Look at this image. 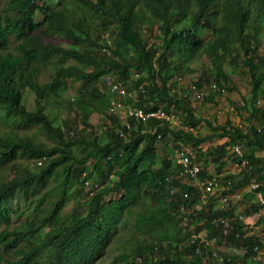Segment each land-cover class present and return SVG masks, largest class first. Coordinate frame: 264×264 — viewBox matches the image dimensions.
I'll return each instance as SVG.
<instances>
[{
	"label": "trees",
	"instance_id": "obj_1",
	"mask_svg": "<svg viewBox=\"0 0 264 264\" xmlns=\"http://www.w3.org/2000/svg\"><path fill=\"white\" fill-rule=\"evenodd\" d=\"M66 39L71 46L63 44ZM225 63L250 74L252 96L240 107L249 114L259 111L254 101L264 93V0H0V264H95L126 222L134 224V237L144 243L140 264H217L207 259L206 246L196 253L188 237L204 225L225 237L214 218L232 217L233 208L213 210L201 225L194 216L192 230L175 233L171 189L188 190L189 206L202 201V192L182 183L175 175L180 164L161 157L156 146L158 136L169 132L200 152L203 137L173 130L157 117L152 119L155 130L144 129V120L136 116L94 135L85 126L72 132L59 111L102 109L112 101L98 88L104 74L137 69L147 75L134 80L141 94L129 97L133 104L157 109L172 98L176 109L196 123L189 101L194 88L171 97L172 76L191 77L205 65L208 75L230 89L225 83L232 76L220 69ZM27 88L36 95L32 106ZM70 89L74 94L67 97ZM224 133L234 144L245 139L248 160L242 172L227 174L226 188L244 186L254 176L264 181V154H258L264 150V124ZM24 158L41 160L40 168ZM233 160L242 161L239 156ZM17 192L25 205L10 203ZM181 196L174 194L179 203ZM77 197V209H66ZM157 245L166 255L159 262ZM125 258L122 253L109 264Z\"/></svg>",
	"mask_w": 264,
	"mask_h": 264
},
{
	"label": "rangeland",
	"instance_id": "obj_2",
	"mask_svg": "<svg viewBox=\"0 0 264 264\" xmlns=\"http://www.w3.org/2000/svg\"><path fill=\"white\" fill-rule=\"evenodd\" d=\"M112 30L107 29L106 36L110 39L113 38ZM149 42L155 43V40ZM66 46H71V43L66 39L63 42ZM205 65L191 77H183L176 75L172 76V82L176 85L170 90L171 97H174V92L178 91L180 95L190 93V88L194 90L189 95V101L194 109L196 116L199 118L198 122L194 123L186 119L181 111L177 110L174 106L172 98L161 102L160 108H162L166 117H158L162 122L168 123L173 130L182 129L184 131L192 130L196 138H204L205 140L200 144V152L194 147L192 142L182 143L181 141L175 140L171 133L161 134L158 136L156 146L158 147L159 154L161 157L167 159L179 161L181 152H190L197 163H201L203 170L205 171L204 176L209 174H236L242 172L246 166L245 161L239 163L238 160H233L232 150L237 144L232 142L229 138V134L224 131L234 130L237 127L244 128V131H250L252 126H263L264 122L261 118L262 111H264V93H259L254 104L258 107L259 111L254 114H249V111L242 106L243 102L247 99H251L252 96V79L249 73L242 66H235L229 63L221 66L220 69L223 72L232 76V82L225 83L226 87L228 84L232 86L230 89H226L214 95V98L206 99L204 95L196 93L195 84L201 85L203 83H210L215 81L213 77L206 73ZM115 70H108L102 77V81L98 83V88L101 92L108 93L112 96V101L109 104H105L102 109L91 110L88 113L82 111L68 112L63 109L64 112L59 111V117L63 120L66 119L71 125V129H75V126L80 128L85 126L87 132L90 135L100 133L106 126H114L117 123H125L130 121V116L125 113V105L133 104L130 101L129 96L138 97L141 93V85L136 84L134 80L139 77V74L147 75V70L142 72L137 69H130L129 71L120 74ZM124 75V76H123ZM203 77L200 84L197 83L198 78ZM47 76H41V80H46ZM120 78V79H119ZM124 78V79H123ZM118 79V80H117ZM129 83L124 85L126 81ZM121 81V82H120ZM121 84L127 91L124 94H114L111 92L113 85ZM207 88L209 84H206ZM24 94H27L28 104L30 106L35 104V93L30 91L29 88L24 90ZM74 94V89H70L66 96L70 97ZM118 101L122 102L121 106ZM156 116L145 119L142 121L144 129H156V125L152 122V119ZM139 123H135V128H138ZM0 126L3 124L0 121ZM73 127V128H72ZM240 145L243 149H246L245 139H240ZM242 149V150H243ZM258 154H264L263 149L258 150ZM26 154L22 153L21 157H25ZM25 160H30L24 158ZM247 160V159H246ZM30 165L34 168L39 169L42 161L36 159L30 160ZM28 161H22L21 165L27 164ZM38 163L39 166L36 164ZM9 169L11 165L8 163ZM249 172V171H248ZM201 181V178L191 180V183ZM252 181L260 184L259 188H252ZM223 182L224 184L222 185ZM219 191L212 193L202 194L201 202L197 204L198 208L194 210L195 222L198 225L203 223L204 218L209 217L212 211L220 209L222 205L224 208H233L234 213L242 215L240 221L234 225L238 227L240 237H224L220 231L211 226V229L202 227L201 234L196 238L197 241L208 240V243H202L200 250L196 253L202 252L203 246H206L208 253L207 259L215 258V252L224 255H233L242 264H264V204L260 202L258 197V190L264 192V181L253 177L250 183L244 186L236 187L229 190L225 186V180L221 178ZM96 183V182H95ZM228 189L229 191L225 190ZM224 190V191H223ZM158 194V191H154V196ZM224 197L222 198V195ZM11 204H19L20 206L25 205L24 195L21 192H17L15 196L11 198ZM80 203V197L75 200H71L70 206L66 209H77L76 207ZM205 206L202 209L203 213L197 215V212L201 210V206ZM176 232V230H174ZM196 232L195 230L192 231ZM224 232V231H223ZM192 233L188 239L193 237ZM252 244L254 253L250 250ZM174 247V244L171 247ZM167 248V252L170 248ZM144 248V243L140 242L134 237V224L132 222H126L124 225H120L117 228L113 240L110 242L107 248L98 257L95 264H109L114 258L124 253L126 258L120 261L122 264H140L139 252ZM3 250V246L0 243V251ZM195 257V256H193ZM212 260V261H213Z\"/></svg>",
	"mask_w": 264,
	"mask_h": 264
},
{
	"label": "built area",
	"instance_id": "obj_3",
	"mask_svg": "<svg viewBox=\"0 0 264 264\" xmlns=\"http://www.w3.org/2000/svg\"><path fill=\"white\" fill-rule=\"evenodd\" d=\"M209 84L208 88L207 85ZM203 83L201 87H196V93L201 94V95H209L211 93L215 92H221L224 91L225 88L221 87L218 85L216 82L212 83ZM111 91L113 93L117 94H124L127 93L126 89L121 85H113L111 88ZM121 106L122 102H118ZM244 105V102L243 104ZM125 113L127 116H136L138 118L142 119H148L151 117H166V113L162 108H157V109H146L142 106H133L131 104L125 105ZM240 143H237L233 150L232 153L235 156H239L245 163L248 162L246 158H244V149L241 147ZM243 149V150H242ZM194 157L190 152H182L181 157H180V164L182 167L179 170L178 176L180 177H189V178H195L197 177L198 173L201 171L202 167L199 163L195 162ZM220 177L221 174H214L211 177L205 178L201 181L196 182L198 186H200L204 191H212L216 186L220 184ZM223 177V175H222ZM252 188H259L260 184L258 182H253L251 183ZM189 197V192L185 191L184 192V198ZM258 197L260 202L264 204V192L262 190H258ZM223 207V206H222ZM191 211L187 208L185 204H182L179 208V217H180V231H185L191 226ZM242 215H236L234 217H229V216H221L219 218H216V222L222 224L223 226V231L225 234H229L232 232H235V236L238 237L240 236V232L238 230V227L234 226L235 224L233 222H236V220H240ZM201 233H194L193 237L197 238ZM193 238V239H194ZM208 243V241H207ZM200 250V243H198L197 251ZM215 258L218 262V264H241L240 262H235L234 257L232 255H224V254H219L217 252L214 253Z\"/></svg>",
	"mask_w": 264,
	"mask_h": 264
},
{
	"label": "clouds",
	"instance_id": "obj_4",
	"mask_svg": "<svg viewBox=\"0 0 264 264\" xmlns=\"http://www.w3.org/2000/svg\"><path fill=\"white\" fill-rule=\"evenodd\" d=\"M212 82H216V81H212ZM212 82H210V83H212ZM217 83V82H216ZM219 85V84H218ZM195 87H201L202 86V84L201 85H197V84H195L194 85ZM220 86V85H219ZM226 90V89H225ZM112 92V91H111ZM113 93V92H112ZM216 93H219V92H215V93H211V94H216ZM114 94H117V93H114ZM187 95V94H186ZM206 96H209V95H206ZM129 97H132V96H129ZM205 97V96H204ZM118 102H120V101H118ZM131 104V103H130ZM131 105H133V106H141V105H138V104H131ZM143 107V106H142ZM151 109V108H150ZM158 118V117H157ZM142 120H145V119H142ZM184 152V151H183ZM182 153V152H181ZM233 156H235V155H233ZM181 157V156H180ZM194 159V158H193ZM180 160V159H179ZM194 161H195V159H194ZM196 162V161H195ZM242 162V161H241ZM177 163L178 164H180V162L179 161H177ZM200 165H201V167H202V169H201V171L203 170V166H202V164L201 163H199ZM182 167V165L180 164V167H179V169L177 170V172H176V176H177V178L178 179H180V181L182 182V183H187V184H193V183H191V180H193V179H197L199 176V173L201 172H199L198 173V175H197V177H195V178H189V177H180V176H178V173H179V170H180V168ZM215 174H218V173H215ZM113 174H111V176H112ZM212 175H214V174H209L208 176H204L203 178H201V177H199V178H201V180H203V179H205V178H208V177H211ZM222 175H223V177H222ZM221 178H223V181L225 180V178H227V174H221V177H220V182H221ZM196 182H198V181H196ZM194 183L193 185H195L196 187H198V189L202 192V194H207L208 192L209 193H212V192H214V191H219L218 190V186H220V184L218 185V186H216L212 191H204L200 186H198L197 185V183ZM222 183V185L224 184L223 182H221ZM225 186H226V184H225ZM226 190V189H225ZM185 191H188V190H182V189H180L179 187H177V186H174L172 189H171V193L173 194V196L171 197V203H173V205L176 207V216H177V219H178V225H177V228H176V232L175 233H179V235H185L186 233H188L190 230H192V228H193V224H194V221H193V218H194V216H195V213H194V210L195 209H197L198 208V206H197V204H195V203H192V205L191 206H189L188 205V203H187V199L190 197V192H189V197H187V198H184V192ZM224 191V190H223ZM177 192H179L182 196V201L179 203V202H177V200H176V198L174 197V194H176ZM224 195H226V194H223L222 195V198L224 197ZM182 204H185L186 206H187V208L191 211V215H192V217H191V226L187 229V230H185V231H180V217H179V208H180V206L182 205ZM232 208V207H231ZM220 209H222V210H228V209H230V208H224V207H222V205L220 206ZM237 214L236 213H234V215L232 216V217H234V216H236ZM223 216H226V215H223ZM219 217H221V216H217V217H215L214 218V220L216 219V218H219ZM240 220L238 219V220H236V222H233L234 224H237L238 222H239ZM215 223H217L216 222V220H215ZM217 224H220V223H217ZM221 226H222V224H220ZM222 228H223V226H222ZM192 231H194V230H192ZM199 232H201V230L199 231ZM199 232H193L192 233V235L194 234V233H199ZM232 233H234V236H235V232H232ZM225 234V233H224ZM228 234H225V236L226 237H228L227 236ZM236 237V236H235ZM238 237H240V236H238ZM238 237H236V238H238ZM194 237H192L191 239L196 243V251H197V247H198V243H200V246L202 245V243H204L205 241L204 240H201V241H197V239L196 238H194ZM207 241L208 240H206V242L205 243H207ZM156 250H157V252H156V254H157V256H156V259H157V261L159 260V259H165L166 258V255L165 254H163L160 250H159V245H157L156 246V248H155ZM256 249V248H255ZM228 255H230V254H228ZM233 256V255H232ZM234 257V260H235V262L237 263V262H240V261H238L237 259H236V257L235 256H233ZM160 261V260H159ZM158 261V262H159ZM241 263V262H240ZM217 264H218V262H217ZM242 264V263H241Z\"/></svg>",
	"mask_w": 264,
	"mask_h": 264
}]
</instances>
